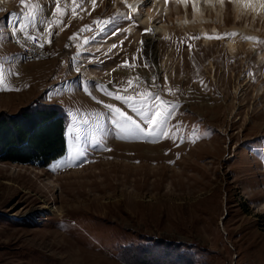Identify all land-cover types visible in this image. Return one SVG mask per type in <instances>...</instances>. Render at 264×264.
<instances>
[{"label":"rangeland","instance_id":"rangeland-1","mask_svg":"<svg viewBox=\"0 0 264 264\" xmlns=\"http://www.w3.org/2000/svg\"><path fill=\"white\" fill-rule=\"evenodd\" d=\"M223 1L222 18L207 12L221 39L199 34L173 0L162 6L167 38L143 22L161 8L153 0L129 19L117 0L0 2V114L68 117L66 153L51 165L0 160V264H130L147 245L175 264H264V62L248 48L264 53V21L236 23ZM14 29L50 56L25 60ZM108 92L175 110L163 127L153 114L152 136H128L107 105L135 113Z\"/></svg>","mask_w":264,"mask_h":264},{"label":"trees","instance_id":"trees-1","mask_svg":"<svg viewBox=\"0 0 264 264\" xmlns=\"http://www.w3.org/2000/svg\"><path fill=\"white\" fill-rule=\"evenodd\" d=\"M67 114L63 108L21 109L17 114H0V160L51 165L66 153ZM135 254L137 250H131ZM133 254V255H134ZM137 254V253H136ZM138 259L130 264H175L170 258L153 254L149 245L141 247Z\"/></svg>","mask_w":264,"mask_h":264},{"label":"bare ground","instance_id":"bare-ground-1","mask_svg":"<svg viewBox=\"0 0 264 264\" xmlns=\"http://www.w3.org/2000/svg\"><path fill=\"white\" fill-rule=\"evenodd\" d=\"M97 1L98 0H92L93 3H97ZM149 1L150 0H117V4H125V3L127 4L128 3V8L131 11L130 12L125 11L124 17L129 19L132 12L136 11L137 15H140L141 7L146 6V4ZM153 1L157 4V6L160 4L161 8L159 10H155L156 9L155 8L153 11L146 10L147 17L145 20H143V22L145 23L146 26H150V27L154 28V30H153L154 35L162 34V35H165L166 38L170 37V33H168L167 27L163 24V19H162L163 15H164V14H162L163 13L162 12L163 11L162 6H166L165 5L166 0H153ZM173 1L181 7L180 11L184 10L186 12H190V9H191L192 14H193V18H194L193 19L194 23H197V26L201 27L200 28V29H202L201 32H203V33H199V34L205 35V36L220 35L221 34V32L217 31L219 27L217 28V25L214 23L212 24L213 25L212 28L214 31L213 30L212 31L207 30L208 20L210 19V17H208L207 12L209 11V12H211V14L214 13L212 15H215L216 18L218 16L222 18L223 9L225 6L223 0H187V3H185L184 0H173ZM231 1H232L233 8L235 10V21H236V23L242 22V20H245V19L248 22L247 23L245 21L248 25L250 23H252V24L257 23L258 20H260V19H263V21H264V8L260 7L262 0H231ZM0 2H3V0H0ZM193 4H195V8L193 7ZM205 10H206V12H205ZM167 15L171 16L170 12H167ZM189 21H190L189 17H187L186 19H183V18L179 19V22H180V25H182V28H185L187 26V24H189ZM210 21L211 20H209V22ZM217 24H218V21H217ZM189 27H191V25ZM153 28H151V29H153ZM246 31L247 30L241 26L239 29H235L233 32L242 33V35H244L246 33ZM225 34H227V32ZM253 36L255 37L257 35H253ZM238 41L239 40H237V38H236L235 40L229 39L228 41L225 42L226 46H227L226 50L232 56H234L235 53H237V51H238V47H239ZM248 45H249L248 48L249 49L253 48V50H255L257 52V54L259 55V59L262 62H264V53L259 52L256 49H254L252 41H249ZM159 50L160 49H158L156 46L155 39L153 37H149L148 42H147L148 54L153 59H156V58H158ZM211 65L214 68V64L212 62H211ZM213 78H214V75H213ZM239 88H241V86L235 87V90L239 92Z\"/></svg>","mask_w":264,"mask_h":264},{"label":"snow or ice","instance_id":"snow-or-ice-1","mask_svg":"<svg viewBox=\"0 0 264 264\" xmlns=\"http://www.w3.org/2000/svg\"><path fill=\"white\" fill-rule=\"evenodd\" d=\"M23 2V0H22ZM185 3H187V0H184ZM167 3V0H166ZM193 7L195 8V4H193ZM261 8H264V0H262L260 4ZM59 5H57L56 11L59 12ZM145 33L150 34L151 30L146 29ZM237 33H231V34H224V36H235ZM198 37H194L193 39H196ZM207 38L212 39H221L223 36L217 35L215 37L208 36ZM34 39V38H33ZM72 39V38H70ZM245 39H254L251 37H245ZM50 42V41H49ZM143 44V41H141V45ZM40 47H43V45H39ZM113 47H116L115 45ZM189 48L191 50V45H189ZM127 66V65H125ZM165 81L167 82V77H165ZM155 82V78L153 80ZM131 83V81H129ZM87 91V88L84 89ZM101 91H106L105 86H100ZM109 96H115V99L121 100L123 104H125L129 109H131L132 113H135V116L132 114H129L127 111L123 110L120 107H113L112 105H107L109 108L110 114L113 117L112 123L116 125L118 129L123 134H126L128 136H152L153 132L155 131V128L149 124V121L153 119V114L160 116V126L163 127L167 124L168 118L172 115V112L175 110L174 106L171 107V110L167 112H158L157 111V105H149L147 100H140V101H133L130 97L117 95L113 92H108ZM149 100L158 99V97L153 94L152 96L148 97ZM162 104H168L167 101H162ZM136 117H139L138 120ZM145 125H148L146 128ZM110 150V149H105ZM74 166H80L79 164H75Z\"/></svg>","mask_w":264,"mask_h":264},{"label":"built area","instance_id":"built-area-1","mask_svg":"<svg viewBox=\"0 0 264 264\" xmlns=\"http://www.w3.org/2000/svg\"><path fill=\"white\" fill-rule=\"evenodd\" d=\"M11 34L12 38H15V44L25 60L38 61L50 56L48 44L43 43L41 38L34 33L27 30L14 29ZM41 44L43 47L39 46Z\"/></svg>","mask_w":264,"mask_h":264}]
</instances>
